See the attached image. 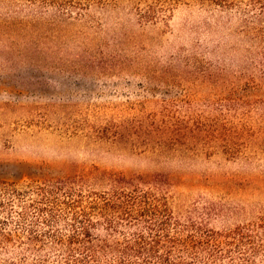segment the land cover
<instances>
[{
  "label": "rangeland",
  "instance_id": "obj_1",
  "mask_svg": "<svg viewBox=\"0 0 264 264\" xmlns=\"http://www.w3.org/2000/svg\"><path fill=\"white\" fill-rule=\"evenodd\" d=\"M66 1L70 15L0 0V182L91 167L163 173L179 178V206L222 210L210 228L264 217V94H228L258 76L241 13L191 1ZM162 10L157 23H140L138 12ZM158 126L189 129L194 150L141 145L157 140ZM14 220L0 224L11 238L0 237V264L32 259Z\"/></svg>",
  "mask_w": 264,
  "mask_h": 264
},
{
  "label": "trees",
  "instance_id": "obj_2",
  "mask_svg": "<svg viewBox=\"0 0 264 264\" xmlns=\"http://www.w3.org/2000/svg\"><path fill=\"white\" fill-rule=\"evenodd\" d=\"M22 1L66 15L76 7L66 0ZM163 1L167 9L191 1L240 12L245 19L242 33L255 47L252 61L258 76H247L239 91L231 88L228 94H264V0ZM162 12H138L139 21L157 23ZM156 131L158 138L152 142L150 132H141L148 136L141 145L153 153L194 150L189 129L158 126ZM112 135L114 140L121 137L117 130ZM175 179L163 173L91 167L22 185L0 182V224L16 219L25 239L19 244L32 257L28 262L23 256L19 264H264V217L221 230L210 228L209 220L222 210L179 206ZM219 184L225 185L222 180ZM0 237L11 242L9 234Z\"/></svg>",
  "mask_w": 264,
  "mask_h": 264
}]
</instances>
